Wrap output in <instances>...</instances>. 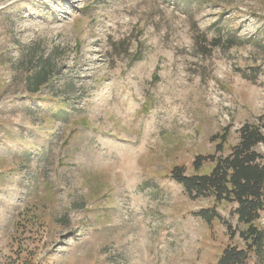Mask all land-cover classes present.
<instances>
[{
    "label": "rangeland",
    "instance_id": "374dc122",
    "mask_svg": "<svg viewBox=\"0 0 264 264\" xmlns=\"http://www.w3.org/2000/svg\"><path fill=\"white\" fill-rule=\"evenodd\" d=\"M33 43L53 74L30 96ZM259 118L264 0H0V264H217L242 242L195 214L242 228L235 205L170 171L209 173Z\"/></svg>",
    "mask_w": 264,
    "mask_h": 264
},
{
    "label": "trees",
    "instance_id": "16d2710c",
    "mask_svg": "<svg viewBox=\"0 0 264 264\" xmlns=\"http://www.w3.org/2000/svg\"><path fill=\"white\" fill-rule=\"evenodd\" d=\"M22 46V45H21ZM37 43L22 46L19 59L11 65L13 72L24 74V90L35 95L50 84L53 66L43 55ZM239 141L223 156L229 130L213 137L218 156H197L192 166L198 171L205 163L213 164L207 174L186 175L183 167H174L170 178L183 189L190 201L212 198L215 202L235 205L233 214L237 225L233 228L224 222L214 209L200 210L197 214L210 225L220 221L227 229L229 241L238 237L242 247L227 245L217 264H264V157L255 149L264 145V122L244 124L238 130Z\"/></svg>",
    "mask_w": 264,
    "mask_h": 264
},
{
    "label": "bare ground",
    "instance_id": "6f19581e",
    "mask_svg": "<svg viewBox=\"0 0 264 264\" xmlns=\"http://www.w3.org/2000/svg\"><path fill=\"white\" fill-rule=\"evenodd\" d=\"M134 223H135V221H134ZM147 226V225H146ZM144 237V236H143ZM140 240V239H139ZM146 242V241H145ZM138 244V243H137ZM141 248V247H140ZM141 250V249H140ZM145 253V252H144Z\"/></svg>",
    "mask_w": 264,
    "mask_h": 264
}]
</instances>
